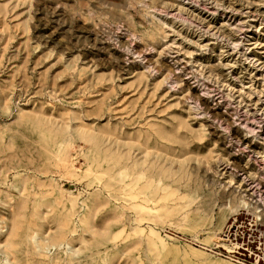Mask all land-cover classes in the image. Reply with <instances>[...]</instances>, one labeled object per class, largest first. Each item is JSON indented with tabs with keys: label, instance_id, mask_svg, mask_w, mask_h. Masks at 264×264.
Segmentation results:
<instances>
[{
	"label": "rangeland",
	"instance_id": "obj_1",
	"mask_svg": "<svg viewBox=\"0 0 264 264\" xmlns=\"http://www.w3.org/2000/svg\"><path fill=\"white\" fill-rule=\"evenodd\" d=\"M236 219L264 237V0H0V264H250Z\"/></svg>",
	"mask_w": 264,
	"mask_h": 264
},
{
	"label": "built area",
	"instance_id": "obj_2",
	"mask_svg": "<svg viewBox=\"0 0 264 264\" xmlns=\"http://www.w3.org/2000/svg\"><path fill=\"white\" fill-rule=\"evenodd\" d=\"M241 221L242 224L246 222L244 219ZM242 224L239 223V219L231 222L228 225L227 232L225 234L226 237H229V239H232L233 237L237 248L243 249L247 252L241 253L244 255H248L251 259L253 258V261H251L250 264H264V237L260 233H254V231L248 233L247 237L244 233L239 237V233L241 231H246V229L248 228L246 225Z\"/></svg>",
	"mask_w": 264,
	"mask_h": 264
},
{
	"label": "bare ground",
	"instance_id": "obj_3",
	"mask_svg": "<svg viewBox=\"0 0 264 264\" xmlns=\"http://www.w3.org/2000/svg\"><path fill=\"white\" fill-rule=\"evenodd\" d=\"M195 243V242H194ZM197 246V245H196ZM206 247V246H205Z\"/></svg>",
	"mask_w": 264,
	"mask_h": 264
}]
</instances>
